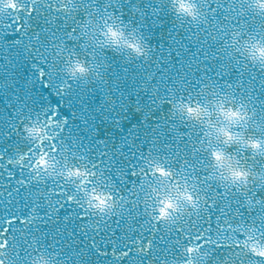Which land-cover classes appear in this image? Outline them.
<instances>
[{
  "label": "snow or ice",
  "instance_id": "1",
  "mask_svg": "<svg viewBox=\"0 0 264 264\" xmlns=\"http://www.w3.org/2000/svg\"><path fill=\"white\" fill-rule=\"evenodd\" d=\"M172 5L178 16L196 23L193 35L204 32L198 51L185 62L191 66L203 57L201 77L190 82L184 73V85L198 87L175 97L176 115L186 129L180 142L171 145V154L148 150L147 156L138 157L140 166L131 163L127 173L109 180L96 165L74 163L63 154L68 118L57 119L59 106L51 107L42 120L29 117L17 121L19 127L11 123L9 145L0 147V264H19L21 259L36 264L34 258L46 253L59 264L65 236L93 252L96 264H264V0H172ZM19 8L23 17L0 21V33L13 44L39 41L41 29L32 23L34 16H51L45 21L51 24L64 11L67 21L77 4L68 0L53 7L48 0H31L30 6ZM87 16L85 29L92 23V13ZM100 20L102 43L144 54L140 41L128 40L118 20ZM30 30L36 34L30 36ZM66 35L78 38L77 29L69 28ZM209 40L222 47L207 51L201 45ZM213 59L221 69L213 73L216 80L208 76ZM233 61L239 73L235 83L226 79ZM68 63L74 76L90 71L78 57ZM38 71L44 80V70ZM44 86L51 87L46 80ZM17 135L25 141L20 147L12 146ZM193 136L188 152L186 142ZM179 148L187 153L182 158ZM190 158L197 162L190 163ZM113 181L124 183L126 192ZM68 184L76 195L68 192ZM72 205L79 207L75 219L85 226L79 236L75 230L57 229L61 239L42 243L58 217L71 223ZM66 209L68 214L60 217Z\"/></svg>",
  "mask_w": 264,
  "mask_h": 264
},
{
  "label": "water",
  "instance_id": "2",
  "mask_svg": "<svg viewBox=\"0 0 264 264\" xmlns=\"http://www.w3.org/2000/svg\"><path fill=\"white\" fill-rule=\"evenodd\" d=\"M48 2L55 7L68 0ZM12 3L17 7L10 8ZM30 3L31 0H0V21H7L13 16L23 17L25 13L19 5L30 6ZM75 3L77 9L71 11L67 21L63 18L64 11L59 13L60 19H53L51 24L45 23L52 19L51 16L32 18V23L41 29L39 41L28 43L25 40L21 44H13L0 33V141L3 142L0 147L9 145L6 134L11 123L38 116L42 120L43 114L51 107L59 106L60 117L57 119L68 118L62 132L66 149L63 154L70 156L74 163L96 165L97 172L104 173L111 180L118 174L127 173L131 163L140 166L142 162L138 157L147 156L148 150L159 154L168 150L171 154V145L180 142V134L186 129L176 115L175 97L195 91L198 87L196 83L184 85V73H188L187 80L190 82L201 77L205 63L203 57L198 64L191 66L185 62L193 52L198 51L199 38L204 36V32L201 30L198 36L193 35L197 30L196 23L190 24L178 16L172 0H96L92 7L87 6L90 0H75ZM96 7L100 11H94ZM88 13H92V23L85 29L84 25L89 22ZM101 16L118 20L128 40L140 41L144 54L137 55L130 48L102 43L98 34ZM72 27L77 29L78 38L66 35ZM35 34L30 30V36ZM185 45H188L187 49ZM201 47L213 52L222 45L209 40ZM72 53L76 55L70 56ZM77 57L90 67L87 74H71L72 65L68 60ZM218 64L215 59L211 61L213 71L208 76L212 80H216L213 73L221 70ZM198 66L200 71L196 70ZM234 68L235 62H230L228 70L231 75L226 77L233 83L239 77ZM38 69L44 70V80ZM45 80L51 87L44 86ZM195 140L196 136H193L191 141L186 142L188 152ZM24 143L17 135L12 146L20 147ZM178 151L181 158L187 154L184 148ZM79 157L85 160L81 161ZM189 162L197 161L190 158ZM113 183L126 192L124 183ZM48 187H51V182ZM67 187L69 193L76 195L71 184ZM70 207L73 211L71 223L58 217L59 223L49 225L47 240L42 243L53 244L54 237L61 239L56 234L57 229L65 232L75 230L79 236L85 227L75 219L80 209L75 205ZM67 214L66 209L60 217ZM63 239V255L59 264L65 261L66 264H96L93 252L82 248L79 243H72V237L65 236ZM80 239L84 238L81 236ZM69 243H72L71 248L67 247ZM82 251L83 256L79 254ZM34 259L36 264H44L45 261L57 264L51 253ZM19 264H23L22 259Z\"/></svg>",
  "mask_w": 264,
  "mask_h": 264
}]
</instances>
